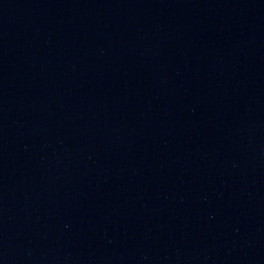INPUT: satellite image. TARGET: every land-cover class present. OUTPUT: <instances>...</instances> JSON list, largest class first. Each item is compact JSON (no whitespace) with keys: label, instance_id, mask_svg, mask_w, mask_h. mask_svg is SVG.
Here are the masks:
<instances>
[{"label":"water","instance_id":"1","mask_svg":"<svg viewBox=\"0 0 264 264\" xmlns=\"http://www.w3.org/2000/svg\"><path fill=\"white\" fill-rule=\"evenodd\" d=\"M0 264H264V0H0Z\"/></svg>","mask_w":264,"mask_h":264}]
</instances>
